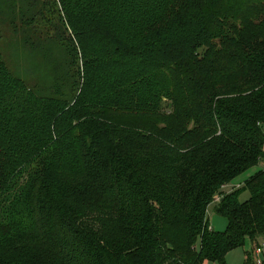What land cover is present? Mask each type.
<instances>
[{
    "label": "trees",
    "instance_id": "16d2710c",
    "mask_svg": "<svg viewBox=\"0 0 264 264\" xmlns=\"http://www.w3.org/2000/svg\"><path fill=\"white\" fill-rule=\"evenodd\" d=\"M58 4L53 35L42 7L23 38L65 50L44 77L0 58V264H227L263 244L264 167L225 187L264 162V0Z\"/></svg>",
    "mask_w": 264,
    "mask_h": 264
},
{
    "label": "rangeland",
    "instance_id": "374dc122",
    "mask_svg": "<svg viewBox=\"0 0 264 264\" xmlns=\"http://www.w3.org/2000/svg\"><path fill=\"white\" fill-rule=\"evenodd\" d=\"M29 6L34 7L35 12L30 10ZM42 7L46 8L45 16L49 17L50 21L47 23L46 19L37 18L40 21L36 22V29L39 32L50 30L49 35H53V24L58 23L59 20L56 15V11H60L58 0H0V58L4 64H8L14 72H18L20 75L32 71L36 76L44 77L52 67V62L65 51L55 46L54 42L44 44L46 51L38 49L37 52L24 43V33L30 29L27 27L28 21L37 12V9ZM63 34L64 31L61 35ZM249 197V192L244 191L240 200L244 202ZM215 205H211L208 211L209 216L225 223L224 217L214 213ZM211 223L213 224V221ZM250 242L251 240H247L246 247L231 252L226 258L227 264H255L253 259L250 261L247 258L248 252H252L255 248ZM262 260H264V256Z\"/></svg>",
    "mask_w": 264,
    "mask_h": 264
},
{
    "label": "crops",
    "instance_id": "0c3cea01",
    "mask_svg": "<svg viewBox=\"0 0 264 264\" xmlns=\"http://www.w3.org/2000/svg\"><path fill=\"white\" fill-rule=\"evenodd\" d=\"M263 167H264V162H262L261 164L257 165L256 167H252V168L248 169L247 171L243 172V174L241 176H239L238 178L233 180L231 183H229L228 186L225 187V192L229 193V192L233 191L234 189H236V188H238L240 186H243L245 181H247L250 177H252L255 174H257L258 170L262 169ZM214 213L219 215L217 212H214ZM219 216H221V215H219ZM208 218H210V226L214 230L220 229L219 231H222L223 229L224 230L226 229L228 222H227V219L225 217L224 218L226 219L227 223L226 222L223 223L221 220H218L215 217L211 218V216H209V212H208ZM212 221H213V224L215 226L211 223ZM250 243L253 245L252 241ZM239 249H241V248H239ZM239 249H236V250H239ZM236 250H233V251H236ZM233 251H231V252H233ZM204 264H213V263H210L209 261H206Z\"/></svg>",
    "mask_w": 264,
    "mask_h": 264
},
{
    "label": "built area",
    "instance_id": "2783aa9c",
    "mask_svg": "<svg viewBox=\"0 0 264 264\" xmlns=\"http://www.w3.org/2000/svg\"><path fill=\"white\" fill-rule=\"evenodd\" d=\"M216 200L219 201L220 197L217 196ZM253 256L256 264H264V260H262V257L264 256V243L260 246L255 247V249L253 250Z\"/></svg>",
    "mask_w": 264,
    "mask_h": 264
}]
</instances>
